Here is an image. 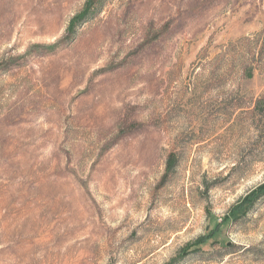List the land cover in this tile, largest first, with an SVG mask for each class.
Segmentation results:
<instances>
[{
	"label": "rangeland",
	"instance_id": "obj_1",
	"mask_svg": "<svg viewBox=\"0 0 264 264\" xmlns=\"http://www.w3.org/2000/svg\"><path fill=\"white\" fill-rule=\"evenodd\" d=\"M86 1L0 0V264H264V0Z\"/></svg>",
	"mask_w": 264,
	"mask_h": 264
},
{
	"label": "trees",
	"instance_id": "obj_2",
	"mask_svg": "<svg viewBox=\"0 0 264 264\" xmlns=\"http://www.w3.org/2000/svg\"><path fill=\"white\" fill-rule=\"evenodd\" d=\"M102 0H87L81 11L75 14L69 21L67 29L65 31V38L73 41L77 35L78 29L93 19L99 12V5L102 4ZM165 179L176 169L178 166V158L176 154L170 153L166 164ZM264 197V186L260 187L257 191L253 192L250 196L244 199V205L252 206L256 200ZM219 232L215 229L211 234L204 238V240L195 243L194 246H200L207 243L210 239L214 238Z\"/></svg>",
	"mask_w": 264,
	"mask_h": 264
}]
</instances>
